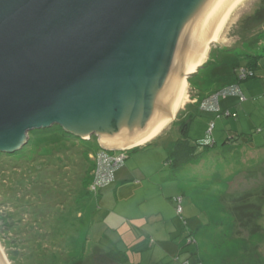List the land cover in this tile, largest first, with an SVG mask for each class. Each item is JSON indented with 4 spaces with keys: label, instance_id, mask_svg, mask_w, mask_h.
<instances>
[{
    "label": "rangeland",
    "instance_id": "1",
    "mask_svg": "<svg viewBox=\"0 0 264 264\" xmlns=\"http://www.w3.org/2000/svg\"><path fill=\"white\" fill-rule=\"evenodd\" d=\"M222 32L187 79L188 100L177 111L175 124L171 126L173 119L164 128L170 129L147 148L127 150L114 180L96 192L90 190L87 153L99 148L97 136L67 137L55 125L31 131L21 150L0 154V251L9 264H136L152 258V264H176L159 262L158 244L150 243L149 230L154 225L158 232L152 238L157 240L171 227L175 231V222L193 233L192 242L185 238L190 241L185 254L200 249L207 259L233 264L258 256L264 263V62L255 77L239 82L247 102L240 94H220L217 109L201 107V101L228 86L248 64L246 53L264 55L255 45L258 36L254 38L264 32V0H243ZM189 115L194 116L191 140L201 144L199 150L211 148L171 178L164 160ZM240 123H246L244 134ZM239 135L252 142L241 147L246 143ZM227 139L233 142L223 145ZM135 164L141 171L131 169ZM149 165L152 173L144 176ZM252 167L257 175L244 178L241 172ZM126 169L130 177L116 193L117 175ZM258 184L262 187L257 191L240 190L251 191ZM103 189L108 192L100 198ZM179 196L181 216L176 212Z\"/></svg>",
    "mask_w": 264,
    "mask_h": 264
},
{
    "label": "water",
    "instance_id": "2",
    "mask_svg": "<svg viewBox=\"0 0 264 264\" xmlns=\"http://www.w3.org/2000/svg\"><path fill=\"white\" fill-rule=\"evenodd\" d=\"M239 1L0 0V152L54 125L111 152L142 146L124 142L172 113L160 99L180 48L210 21L199 47L219 37Z\"/></svg>",
    "mask_w": 264,
    "mask_h": 264
},
{
    "label": "bare ground",
    "instance_id": "3",
    "mask_svg": "<svg viewBox=\"0 0 264 264\" xmlns=\"http://www.w3.org/2000/svg\"><path fill=\"white\" fill-rule=\"evenodd\" d=\"M243 0H240L236 7L242 2ZM235 7V8H236ZM234 11V10H233ZM230 18V17H229ZM229 20V19H228ZM216 21H210L200 27L197 31H195L183 44V49L181 51H178L176 54L172 67L169 71V81L166 85V91L165 94H163L162 99H160V109L167 108L169 104L170 108L172 109L171 114L163 115L162 117H158V110H156L157 113L154 114V119L153 124L150 129L149 135H147L144 139H139V140H129L124 143H128V147H132L135 145H143L145 143H148L152 139H154L174 118L177 113V111L183 107V105L186 103L188 100V94H187V88H188V80L185 76L181 77V72L184 71L185 73L193 72L196 71L198 66L201 65L207 58L208 51L210 48V41L211 42H217L219 38L221 37L220 33L219 37H215L210 39V41L206 42L204 46L199 47L200 42L204 43L206 39H203L205 34H209V30L215 28ZM226 25V24H225ZM225 27V26H224ZM224 29V28H223ZM223 31V30H222ZM204 40V41H203ZM189 51L192 52V55L190 54L189 56ZM194 56V60L191 59V57ZM182 63L184 65H182ZM165 116V117H164ZM103 142L107 146H113L115 144H118L117 141H108V140H103Z\"/></svg>",
    "mask_w": 264,
    "mask_h": 264
},
{
    "label": "crops",
    "instance_id": "4",
    "mask_svg": "<svg viewBox=\"0 0 264 264\" xmlns=\"http://www.w3.org/2000/svg\"><path fill=\"white\" fill-rule=\"evenodd\" d=\"M258 36V39H255L257 42L255 43L256 47L259 48V50H263L264 51V33L262 34H259V35H255L254 38ZM249 42V41H248ZM220 48V47H219ZM257 53V52H256ZM264 55L259 59L258 61V65H257V69L255 71V73H257V70H263L261 67L263 66V62H264ZM234 78L233 79H230L229 81L230 82H233L234 81ZM229 82V84H230ZM224 87V86H223ZM254 87V86H252ZM246 93H249V91L252 89L251 88V85L248 86V87H245L244 88ZM216 89H210V92L212 93L213 91H215ZM242 91V90H241ZM244 97H245V102H247V97L245 95V92L242 91ZM243 102V101H242ZM188 104V103H187ZM187 104L184 106L183 110L187 107ZM193 104V103H192ZM195 104V103H194ZM245 104V103H244ZM244 108H245V105H243L240 109L242 111H244ZM230 111V110H229ZM231 112V111H230ZM232 113V112H231ZM191 116V115H189ZM175 120L171 123V126H173L175 124V121L178 120L177 117L174 118ZM253 122V121H252ZM241 124V133H245L244 132V129L246 127V123H245V126H243V123H240ZM248 125V123H247ZM170 126V127H171ZM249 126V125H248ZM250 127H255V126H250ZM170 128H166L164 130H162L154 139H152L150 142L146 143V144H143L142 146L138 147V149L140 148H147L146 146H149L151 145L155 140H157L160 136H162L166 131H168ZM258 129L259 131H261V129L259 128H256ZM261 132H264V130H262ZM236 133H239L238 131ZM241 138L245 139V143L246 144H243V145H240L241 147L242 146H248L249 143L252 142V140L248 139L247 137H244L242 136ZM248 139V142H246V140ZM215 144V142L213 143ZM100 147V146H99ZM227 148V147H225ZM260 148H264V144L263 146L260 145ZM141 166L140 165H137L135 164L133 167H131V169L134 171V169H140L141 171ZM146 169L144 170V172H142L141 174H143L144 176H148L149 174H151L148 169H150V165L147 167H145ZM90 173V172H89ZM130 173L128 171V169H126L125 171L123 172H120L118 173L117 175V182L119 185H117V187L115 188L116 189V193L117 191L120 189V187L122 186L123 183L127 182V178L130 177L129 176ZM166 179H169L168 177ZM115 184V183H113ZM112 184V185H113ZM114 186V185H113ZM108 191L106 189H103L99 195L101 196L100 198L104 197L106 195ZM242 193V192H241ZM102 208V207H100ZM103 209V208H102ZM184 212V210H183ZM184 213H182L183 215ZM181 216V215H180ZM185 218H183L184 220ZM174 221V220H173ZM147 223L149 224V220L147 221ZM180 223L178 222H175V225L176 227L174 226L175 228V231L173 230V228L171 227L170 229V232L169 234L166 236V235H161L159 236L160 238H157V240H153V236H155V234L158 232L157 229L155 230L153 228L154 225H151L149 227V230L151 233L152 236H151V240H150V243L151 244H154L156 241V243L158 244L157 247L159 249V253L157 254V259L159 260V262H166L167 260H170V261H173L174 263L176 264H180L181 261L183 260H186V259H190L191 261H199L201 260V262L203 264H232L231 261H225L223 259H207L204 255V253H202V251L199 249L197 253H190V254H185V250L184 248L186 247V244H190V241L187 242V240L185 238H187V233H188V230L185 228L183 229V226H179ZM179 226V228H177ZM185 226V225H184ZM261 231H259L258 233H260ZM157 235V234H156ZM184 236V237H183ZM181 238V239H180ZM180 239V240H178ZM188 240H191L189 238H187ZM192 242V240H191ZM154 260V258H152L151 260H146L145 262L143 261V259H141L140 261L136 262V264H148V262L150 261V264H152V261ZM264 261V259L262 260ZM124 264V263H123ZM233 264H264L261 262V259L256 256L254 257V259H245L244 260H240L238 261V263H235L233 262Z\"/></svg>",
    "mask_w": 264,
    "mask_h": 264
},
{
    "label": "trees",
    "instance_id": "5",
    "mask_svg": "<svg viewBox=\"0 0 264 264\" xmlns=\"http://www.w3.org/2000/svg\"><path fill=\"white\" fill-rule=\"evenodd\" d=\"M245 56L248 58V64L246 66H243V68H245L246 70L252 72V75L251 76L249 75L246 79H244V80H247L249 78L255 77V75H256L255 71L257 69L258 61L262 57V55L261 54H258V53H246ZM241 81L242 80H238V76H237V72H236L235 73L234 81L231 82L229 85H233V84H238L239 85V82H241ZM193 118H194V116L191 115L188 121H185V122H182L181 123L179 129H180V131H181L182 134L176 140V142L174 144V147L171 149V151L168 152V154L166 155V158L164 160L165 163L167 164V166L171 169V172H170L171 178H176L178 176L177 173L179 172V170L181 171V169L185 165L197 163V161L200 160V158L207 151H209L210 148H211L209 145H205L204 150L203 149L202 150H199V146L201 144L198 141L191 140V138L189 136V128H190V122L192 121ZM52 127L48 128L47 131L52 130ZM63 133L67 137H75L72 134H69V133H66V132H63ZM235 140H237V138H235ZM231 142H233V140L227 139L226 141H224L223 145H227V144H229ZM246 142H248V139L246 140ZM136 148H138V147H136ZM89 152L90 151L88 150L87 158H88ZM0 154L10 155L11 153H3V152H0ZM91 164H92V162H91ZM91 170H92V168L90 169V174H91ZM242 173L244 175V178L250 179L251 176H256L258 172L255 170L254 167H252V168H249L247 170L242 171L241 174ZM90 182H91V180H90ZM261 187L262 186L258 184V185H255L254 187H252L250 189L251 191L245 190L243 188H240V190L243 191V192L244 191L254 192V191H257L258 189H260ZM243 192H242V194H243ZM187 238L193 239V233L191 231L187 233ZM199 262H201V260H199Z\"/></svg>",
    "mask_w": 264,
    "mask_h": 264
},
{
    "label": "built area",
    "instance_id": "6",
    "mask_svg": "<svg viewBox=\"0 0 264 264\" xmlns=\"http://www.w3.org/2000/svg\"><path fill=\"white\" fill-rule=\"evenodd\" d=\"M252 75L251 71L246 70L245 68L239 69L238 73V80H244L248 76ZM223 94H240L243 99H245L241 88L238 84H233L221 88L220 90L216 91L207 99L201 101V107L207 109H217L218 108V100L219 95ZM195 103L199 101L194 100ZM228 112L227 114H229ZM127 150L117 152H111L108 150H104L101 147L97 148L94 151L89 152L88 158L92 162V170H91V182H90V190L96 192L99 187L105 186L112 182L115 178V171L124 163ZM182 197H177L175 201L177 202L176 212L179 215L183 213V206H182ZM191 239V238H189ZM181 264H203L199 261H191L190 259L183 260Z\"/></svg>",
    "mask_w": 264,
    "mask_h": 264
}]
</instances>
